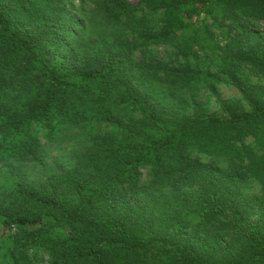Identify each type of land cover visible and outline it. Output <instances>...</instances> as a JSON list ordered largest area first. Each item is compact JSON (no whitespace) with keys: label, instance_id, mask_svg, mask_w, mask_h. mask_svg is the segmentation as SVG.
<instances>
[{"label":"trees","instance_id":"1","mask_svg":"<svg viewBox=\"0 0 264 264\" xmlns=\"http://www.w3.org/2000/svg\"><path fill=\"white\" fill-rule=\"evenodd\" d=\"M263 30L264 0H0V264H264Z\"/></svg>","mask_w":264,"mask_h":264},{"label":"rangeland","instance_id":"2","mask_svg":"<svg viewBox=\"0 0 264 264\" xmlns=\"http://www.w3.org/2000/svg\"><path fill=\"white\" fill-rule=\"evenodd\" d=\"M139 0H127V2L136 5ZM264 32V30H263ZM139 57V54H135ZM162 59V56L158 55ZM219 93L224 97L236 96V91L218 83ZM210 107H214L213 97L208 101ZM87 134L81 126H68L56 131L51 135H40L42 152L45 158V165L25 164L23 169L31 181H40L49 175H56L63 169L74 165L77 158L84 151L87 145ZM0 164V168H1ZM256 192V188L251 191ZM44 264H47L46 262Z\"/></svg>","mask_w":264,"mask_h":264}]
</instances>
